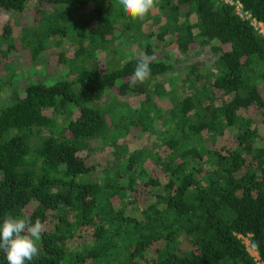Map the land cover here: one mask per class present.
I'll use <instances>...</instances> for the list:
<instances>
[{
	"label": "trees",
	"instance_id": "trees-1",
	"mask_svg": "<svg viewBox=\"0 0 264 264\" xmlns=\"http://www.w3.org/2000/svg\"><path fill=\"white\" fill-rule=\"evenodd\" d=\"M232 1L264 29V0ZM153 9L132 21L118 0H0L32 16L18 45L3 26L6 49L37 66L53 37L74 47L58 49V77L34 76L0 106V222L27 215L45 229L29 264H264V35L219 0ZM119 44L142 56L116 57ZM199 51L205 63L179 67ZM145 55L151 77L130 87ZM140 134L155 147L129 149Z\"/></svg>",
	"mask_w": 264,
	"mask_h": 264
},
{
	"label": "rangeland",
	"instance_id": "rangeland-1",
	"mask_svg": "<svg viewBox=\"0 0 264 264\" xmlns=\"http://www.w3.org/2000/svg\"><path fill=\"white\" fill-rule=\"evenodd\" d=\"M89 8H85L87 12ZM154 14H157L156 9L151 11ZM82 14V13H81ZM151 14V15H154ZM80 15V13H79ZM32 18L31 14L28 11L25 12H13V11H0V34L2 33L3 26L8 24L11 29L10 36L13 41L18 40V37L21 34V28L30 25V19ZM153 31V25L149 21H146L142 26V33L146 34ZM143 38V37H142ZM139 38L140 40H143ZM11 39L1 38L0 37V106L6 104L10 100V93L12 89L22 88L26 82L30 79L33 80L34 76H38L40 79L56 78L62 69V62L58 61L57 51L58 49H64V57H70L74 50L73 45L70 44L69 40L64 38L61 41H58L56 37H53V40L48 42L51 46H55L52 50L43 52L40 55L41 60L36 63L30 62V56L27 49H22L17 46L14 49H6V45L12 41ZM57 42V43H56ZM59 42V43H58ZM56 43V44H55ZM47 45V44H46ZM116 57L126 58V57H141L142 53L139 48L132 44H119L117 48ZM206 53L199 51L187 58L183 64L180 63L179 67L186 66V64L191 62L205 63L207 58L205 57ZM39 59V58H38ZM37 59V60H38ZM14 73V74H13ZM13 74V75H12ZM11 78H8V76ZM178 76L177 71H171L166 75V88L169 87V83L175 82ZM9 80V83H6V80ZM49 80H45L47 82ZM172 84V83H171ZM128 102L132 104H137V98L133 94L128 95ZM227 143H232L229 139ZM129 149L147 147L152 149L155 147L156 141L154 137L147 134H140L133 142L126 143ZM111 148L105 146L102 150L96 151L93 155V160L96 169L104 167L106 162L111 158ZM147 169L153 175L156 174L155 169L150 168V164H147ZM247 244V240H245ZM247 250L254 258L257 257L256 253L247 246Z\"/></svg>",
	"mask_w": 264,
	"mask_h": 264
},
{
	"label": "clouds",
	"instance_id": "clouds-1",
	"mask_svg": "<svg viewBox=\"0 0 264 264\" xmlns=\"http://www.w3.org/2000/svg\"><path fill=\"white\" fill-rule=\"evenodd\" d=\"M158 0H118L121 10L132 21L143 20L157 5ZM151 57L145 55L137 59L129 79L130 87L143 85L151 77ZM44 224L39 218L30 216L6 215L0 222V252H3L7 264H29L42 254L39 241L42 239Z\"/></svg>",
	"mask_w": 264,
	"mask_h": 264
},
{
	"label": "built area",
	"instance_id": "built-area-1",
	"mask_svg": "<svg viewBox=\"0 0 264 264\" xmlns=\"http://www.w3.org/2000/svg\"><path fill=\"white\" fill-rule=\"evenodd\" d=\"M222 3L232 5L233 11L235 15H237L241 19H247L250 23V25L260 34L264 35V29L260 22H257L253 17L250 16V14L246 11L242 10L241 4L238 1H232V0H219ZM257 258V257H256Z\"/></svg>",
	"mask_w": 264,
	"mask_h": 264
}]
</instances>
